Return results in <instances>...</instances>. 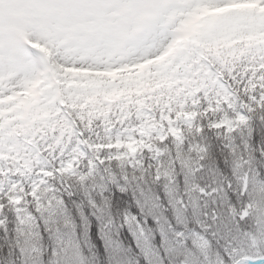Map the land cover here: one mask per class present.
I'll use <instances>...</instances> for the list:
<instances>
[{
	"label": "snow or ice",
	"instance_id": "obj_1",
	"mask_svg": "<svg viewBox=\"0 0 264 264\" xmlns=\"http://www.w3.org/2000/svg\"><path fill=\"white\" fill-rule=\"evenodd\" d=\"M254 122L264 125V0H0V214L21 225L63 203L50 182L84 161L80 180L162 154L169 138H227ZM248 175L237 227L256 217L259 238L237 235L232 264H264V183L250 192ZM109 264H123L119 246Z\"/></svg>",
	"mask_w": 264,
	"mask_h": 264
},
{
	"label": "rangeland",
	"instance_id": "obj_2",
	"mask_svg": "<svg viewBox=\"0 0 264 264\" xmlns=\"http://www.w3.org/2000/svg\"><path fill=\"white\" fill-rule=\"evenodd\" d=\"M213 135L220 137L231 150H235V182L227 175L213 178L209 182L203 178L207 149L202 134L186 135L183 143L169 138L164 144L157 145L162 153L159 155L155 151L145 150L130 159L97 164L84 180H80L79 175L88 172L87 161H84L75 175L63 178V184L60 179L50 182L49 186L54 191L48 192V197L58 198L63 203L45 207L39 213H35L33 209L30 211L34 215H53L52 226L48 217H43L42 220L47 225L46 234L53 240L50 251L52 255L56 253L53 255L54 264H67L69 258L72 264L109 263L111 251L116 246L121 249L123 264H136L128 254L135 246L149 264H232V260L238 258L231 252L232 247H239L236 244L237 235L249 231L259 238L256 217L250 218V228L237 227L236 213L247 202V198L240 195L245 173L249 174L250 192L264 182L255 180L250 168L252 126L227 138L218 136L216 132ZM245 145L248 146L247 149ZM64 159L67 161L68 155ZM125 183H133L140 216L125 215L123 222L116 224L109 217L110 211L104 209L105 222L101 231L105 230V234L104 238H100L102 246L99 248L87 243L86 249L90 254L87 256L79 243L80 235L67 216L65 197H70L71 189L78 191L83 188L86 195L92 198L93 192L104 193L112 188L121 191L126 188ZM228 209L234 211L230 212ZM9 212L16 220L17 230L26 231L34 227L36 220L25 217L21 225L16 213ZM0 219H7L5 213L0 214ZM210 222L214 236L209 229ZM141 229L144 235H141ZM129 231L132 240L129 236H124L129 235ZM83 236L88 238L91 233L86 230ZM120 237L128 239V242H118ZM1 249L2 245L0 254ZM40 252L38 245L22 248L14 246L9 250L8 259L0 255V264H8L9 260L11 264V259L17 255L24 257L22 264H46ZM229 254L232 255V260L229 259ZM249 254L257 255L251 250Z\"/></svg>",
	"mask_w": 264,
	"mask_h": 264
},
{
	"label": "trees",
	"instance_id": "obj_3",
	"mask_svg": "<svg viewBox=\"0 0 264 264\" xmlns=\"http://www.w3.org/2000/svg\"><path fill=\"white\" fill-rule=\"evenodd\" d=\"M213 133L215 132H210L207 129L202 133V136L205 137L204 144L207 149V157L203 162L202 176L206 182H209L213 178H221L227 175L230 180L235 182V151L233 152L226 142L220 137H215ZM250 147V168L252 169V176L255 180L264 182V125L259 122H254L252 125ZM125 184L126 188L121 191L112 188L104 193L93 192L92 198L86 195L83 188H80L78 191L71 189L69 191L70 197H65L66 209L68 211L67 216L76 232L79 233V243L87 256L90 255L88 249H86L87 243L96 247L99 246V248L102 246V240H100V238L101 236L104 238L105 234V230L101 231L105 222L104 209L110 211L109 217H112V219L117 222L116 224L122 223L125 215L140 216L139 203L135 200L137 197L135 196L133 183ZM9 211L10 210H7L5 212V216L7 217L5 222H7L0 227V245H2V253L0 255L8 259L7 255L9 250L14 246L22 248L30 245H38L41 248L40 253L43 255L45 263L54 264L55 260L50 251L53 240L50 235L46 234L47 225L44 224L42 220L43 217H48L50 225L52 226L51 220L53 215H48V213L44 215L36 214L34 227L26 231H19L16 228V220ZM86 230H89L91 233V236L88 238L83 236ZM124 236L132 238L130 231L129 235ZM119 241L128 242V239L124 237L121 239L120 237L118 242ZM156 242H158L157 239ZM20 250L22 252L24 251V249ZM128 254L134 259L136 264H149L144 256L137 251L136 246L129 250ZM96 256H99L98 253ZM23 259V256H14L11 259V264H22ZM2 264H4V262H2ZM8 264H10V260ZM104 264L109 263L105 261Z\"/></svg>",
	"mask_w": 264,
	"mask_h": 264
}]
</instances>
